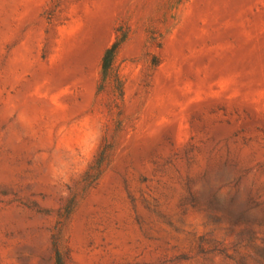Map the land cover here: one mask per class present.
Instances as JSON below:
<instances>
[{"label": "rangeland", "instance_id": "obj_1", "mask_svg": "<svg viewBox=\"0 0 264 264\" xmlns=\"http://www.w3.org/2000/svg\"><path fill=\"white\" fill-rule=\"evenodd\" d=\"M55 245L264 264V0H0V264Z\"/></svg>", "mask_w": 264, "mask_h": 264}, {"label": "trees", "instance_id": "obj_2", "mask_svg": "<svg viewBox=\"0 0 264 264\" xmlns=\"http://www.w3.org/2000/svg\"><path fill=\"white\" fill-rule=\"evenodd\" d=\"M120 45V41H116L114 42L106 51L103 57V72L104 74H106L111 66L112 63L114 61L116 52L119 48ZM54 253H55V264H65V260L64 257L61 253V251L59 250V248L55 245L54 247Z\"/></svg>", "mask_w": 264, "mask_h": 264}]
</instances>
